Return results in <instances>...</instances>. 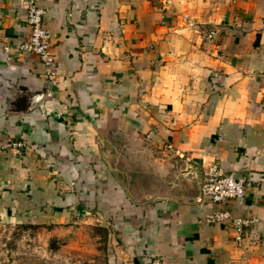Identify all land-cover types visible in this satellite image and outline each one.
<instances>
[{
    "label": "crops",
    "instance_id": "1",
    "mask_svg": "<svg viewBox=\"0 0 264 264\" xmlns=\"http://www.w3.org/2000/svg\"><path fill=\"white\" fill-rule=\"evenodd\" d=\"M29 1L0 0V213L113 218L111 264H264V0H34L52 81L16 48ZM214 168L246 196L203 203Z\"/></svg>",
    "mask_w": 264,
    "mask_h": 264
},
{
    "label": "rangeland",
    "instance_id": "2",
    "mask_svg": "<svg viewBox=\"0 0 264 264\" xmlns=\"http://www.w3.org/2000/svg\"><path fill=\"white\" fill-rule=\"evenodd\" d=\"M127 249L114 219L96 212L33 220L0 213V264H111Z\"/></svg>",
    "mask_w": 264,
    "mask_h": 264
},
{
    "label": "built area",
    "instance_id": "3",
    "mask_svg": "<svg viewBox=\"0 0 264 264\" xmlns=\"http://www.w3.org/2000/svg\"><path fill=\"white\" fill-rule=\"evenodd\" d=\"M26 22L30 29L29 36L16 48L20 53L37 55L45 66L52 81L58 74L56 56L52 50V34L45 25V12L34 0L27 3ZM12 148L17 154L22 153L25 143L22 141L10 142L2 148ZM170 147V146H169ZM246 179L233 175L222 174L214 168L205 176L202 186V202L206 204H226L246 196ZM206 220L211 224H228L237 231V240L256 219L246 217H233L228 211H218L207 215Z\"/></svg>",
    "mask_w": 264,
    "mask_h": 264
}]
</instances>
